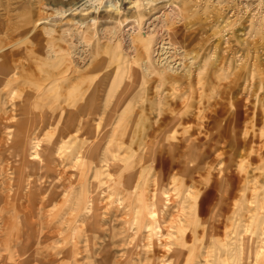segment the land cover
I'll list each match as a JSON object with an SVG mask.
<instances>
[{"label":"rangeland","instance_id":"374dc122","mask_svg":"<svg viewBox=\"0 0 264 264\" xmlns=\"http://www.w3.org/2000/svg\"><path fill=\"white\" fill-rule=\"evenodd\" d=\"M160 16L153 31L146 29L148 21ZM141 39L150 44L147 52L142 51ZM156 48L162 51L155 57ZM0 52L13 60L14 67L0 84V264H129L125 261L128 256L137 259L150 248L143 249L132 239L135 226H129L132 237L123 236L127 215L109 187L95 214L102 219L99 230L112 228L117 235L102 238L95 233L98 223L90 227V222L93 237L99 238L92 240L86 232L76 244L78 250H73L71 236L86 227L90 216L73 221L72 207L80 208L84 198L76 205L81 186L71 167L73 154L87 143L71 133L65 139L67 150L63 147L54 160L61 179H55L54 193L59 197L52 200L54 180L44 177V171L30 170L7 139L9 130L2 129L39 116L51 129H58L54 138L63 126L69 128L72 115L77 114L90 115L93 123L101 119L100 125L105 118L114 126L124 121L127 128L139 118L150 135L148 148L131 150L126 140L115 152L116 158L127 162L134 156L137 162L142 159L139 168L142 165L140 169L152 179L161 163L171 171L177 187L185 181L182 191L187 188L206 198L209 212L199 216L204 220L198 217L200 228L195 237L188 230V245L195 249L186 256L195 251L202 260L203 251L211 253L213 245L215 249L226 243L230 252L222 259L215 253L209 255V264H251L252 259L245 261L241 249L252 235L263 249L260 264H264V0H0ZM158 56L171 64L180 63V73L176 77L162 74L160 65L154 63ZM77 96L84 105L73 101ZM38 138L37 152L52 142L45 135ZM94 139L92 144L105 143ZM97 150L102 151L96 148L94 152ZM154 158L158 166L152 162ZM181 161L186 162L185 167ZM207 167L209 171H205ZM69 180L74 182L69 184ZM107 181L111 183V179ZM207 225H214L212 236L204 232ZM104 243L107 262L100 253Z\"/></svg>","mask_w":264,"mask_h":264},{"label":"bare ground","instance_id":"6f19581e","mask_svg":"<svg viewBox=\"0 0 264 264\" xmlns=\"http://www.w3.org/2000/svg\"><path fill=\"white\" fill-rule=\"evenodd\" d=\"M146 5H147V3H146ZM158 18H155V20H159L161 18V16H160L159 19ZM41 20H44V19H41ZM150 31H153V30L151 29ZM158 41H163V40L161 39V40H158ZM140 43H141V48L143 49L142 51L147 52L148 48H150V44H149L148 40L147 39H145V40L141 39ZM165 44H166V42H165ZM167 44H169V43H167ZM167 44L165 46H167ZM160 48L164 49L163 44H160ZM156 50H157V53H156L155 57L162 51V50L160 51L158 48H156ZM172 51L176 52V50H172ZM159 57L160 56H158L157 59L154 60L155 62L154 61L153 62L157 64V67L160 65L159 67H161V68H159V69H161V73L162 74L163 73L164 74L168 73L167 75L169 77L170 76L171 77H176L180 73V71H179V70H181L180 67H179L181 65L180 63H177L176 60L174 62H172L170 60L172 62V64H171L170 62H168L169 60H167L165 57L163 58L165 61L162 58L159 60ZM148 60H149V58L147 57L146 62H148ZM12 61H13L12 59L9 60V56L7 57V55H5L4 53L2 54V52H0V84H2V85L4 84L6 79L8 78L9 74L13 73V71H14V67H13ZM163 61H164V63H162ZM43 62H41L40 64L42 65ZM75 93L77 94L76 90H75ZM78 94H79V92H78ZM24 95H26V94H24ZM29 96L30 95H28V97ZM24 98L25 97H23V99ZM73 101H75L76 104H80V106H81V104L84 105V103H82L83 101H79L78 96L76 98H74ZM135 110H134V112H135ZM123 113H122L121 116H124ZM137 113L138 112L136 110V113L134 115H136ZM29 116H30V113H29ZM139 116L141 117L142 115L139 114ZM157 116H159V115H157ZM38 117H37L36 120L34 119L35 121H33V119H32L31 122L20 123L17 126H13V125H9V124L3 125L2 129L9 130V132L5 133L6 136H7V139L9 138L8 140H10V142L12 143L14 148L18 150V154L21 156L22 162L28 164V167L30 168V170H32L33 172L36 171V170L44 171L42 173V175H44V177H46V178L50 177V179L54 180L53 182H51V184H52L51 188L53 190V193H54V191L57 190L56 189L57 188L56 187L57 183L55 182V179H57L61 175V174H59V172H56V170L54 169V160L56 159V156H58V153L60 151H62L63 147L65 148V150H67V146H65V145H67V142H66L65 139L70 135L69 133H71V135L73 134L74 135L73 137H75V138L76 137L77 138L78 137L82 138L81 140H85V142L87 143V145H85L83 147V149H81V151H79V150L75 151V153L73 154L74 161H73V165L71 167V168H73L72 172H73V175L76 177V180H77L76 182H80L79 184L81 186V188H80L81 190L78 188L80 190V195H79V198H77L76 205H78V201L82 197L84 198L82 200V202L79 203V205L81 206V207L79 206L80 208L77 209V208H73L72 207V211L74 213L73 217H72L73 221L77 222L79 220V218L80 217H84L85 214L90 216V217H88L89 220L84 224L86 227L83 228V229H81V228L78 229V231L76 233L74 232L73 235L71 236L72 240H73L72 243L74 244V249L73 250H75V249L78 250L77 247H76V244L77 243H81L83 241V238L85 236L84 233H86V232L91 233V235H89V238L91 237L92 240L96 236H98V238H99L100 235H94V237H93V233H92L93 230L91 232L90 227H91V225L93 223L94 224L98 223L97 224V229L99 230V228H102L101 227V223H100L102 221V219L99 217V215H96L95 212L100 210V209H97V205L102 200L101 197L104 196L105 192H108L109 187H113V190L115 192L114 193L111 192V193L115 194L116 200L119 201L122 204L125 214L127 216H129V219H127L128 218L127 216L125 217L126 219L123 218V220H124L123 223H124V226H125V227H123V231H122L123 236L126 235L127 238L132 237V235H129L130 230L132 229L129 226H135V232H134V236H133L132 239L136 242V244L141 246V248H143V249H146L147 246H150V248H148V250L147 249L143 250V252L140 254L141 257H138L137 259H132V258H130L128 256L127 259L125 260L127 263L134 264V262L135 263L140 262L141 264L142 263L143 264H209L211 262V260L209 262L208 259H207L209 255L211 257V255H213L215 253L214 256H217L218 259L219 258L222 259L225 253L230 252V251L227 250L228 246H227L226 243H219V245H218L219 247L218 248L214 249L215 245H213V247H212L213 248V252L210 253V251H203V253H201L202 254V260L198 259L199 258L198 255L194 253L195 251H191V255L186 256V253H189L190 250H192V249L194 250L195 249V247H190L188 245V241L190 239L189 240L187 239V232H188L189 229H191V231L193 233V237L196 236V233H197V229L196 228L199 227V225L197 227V223L200 224V222H198V220L200 218L199 216L200 215H204L206 213V211L208 210L207 204H206V198L205 197H203V198L201 197L200 198L202 193L200 195L199 193H196L197 191L195 193H190L189 191L187 192V188L184 189V191H182L183 190V187H182L183 184L182 183H183L184 180H182V183L180 185L178 184V187H177V184L175 183V179L169 173L171 171H169V172L166 171V168L161 163H160L161 170L158 172L157 175L154 173L156 176L153 175L154 179H152V178H150L148 176V174L144 170L140 169L142 165L139 168V163H140V161L142 159L141 160L139 159L140 161L137 162V160H133L135 158V156H134V158L132 157L133 158L132 161H128L127 162L126 159L119 160V159L116 158L118 153H115V152H117V151L119 152V149L122 148V146H123V144L125 143L126 140L129 141V142H126L127 143L126 145L131 150H133L135 146H136V148H139L140 151L141 150H145L146 148H148V141H149L150 135L147 134V129L143 126V123L141 122V120H139V118L138 119L136 118L134 121L132 120L133 123L132 124H128V125H130V127L127 128V127L124 126L125 125L124 121H119L114 126L112 124V122L109 121L108 118H105L106 119L105 122L103 121L104 123L102 122L103 124L100 125V123H101L100 120L101 119L99 121L93 123V122H91L92 119L89 121V118H92L90 115H83V116H78V114L75 115V116L72 115V119L73 120H71V124L69 125V128H67V129H69V131L66 129V126H63V128H61V129L59 128L60 130H59V133H58L57 137L53 138V136L58 132V129L56 127L51 129L50 128V123H48L46 121H42V119H39ZM31 118H33V117H31ZM65 120H68V119H65ZM65 120H63V123L65 122ZM2 124H3V122H2ZM179 124L181 125V123H179ZM54 125H55V123H54ZM176 127H177V125H176ZM70 128H71V130H70ZM12 129H14V131ZM164 129H166V128H164ZM164 129H162V130H164ZM66 130L68 132H66ZM161 131H158V132H161ZM66 133H68V134H66ZM43 135H45V137H47L49 141H52L51 144L46 143V144H44L42 146V149L39 150V152L34 151L35 149L37 150V147H39V144H38L39 138L38 137L39 136H43ZM158 136H159V134H158ZM169 136H171V135H169ZM29 137L30 138L32 137V138L28 139ZM94 138H96V139H98L100 141H104L106 144L105 143L103 144L102 142H101L102 144L101 143L97 144V145L92 144V140H95ZM156 138L158 140V137H156ZM112 140L114 141L113 142L114 144L112 143ZM187 140L185 142H187ZM27 142H28V145L26 146ZM156 142H158V141H156ZM154 145H156V144H154ZM185 146H187V144ZM96 148H99V150L102 149V151L99 152L97 150V153H96V152H94V150ZM167 149H168V147L166 148V151H167ZM27 151H30V152L27 154ZM121 153H123V151ZM137 153L138 152H136V155H137ZM183 153L185 154V152H183ZM115 154H117V155H115ZM163 155H161V156H163ZM144 157H143V160H144ZM151 159H150V162H151ZM182 159H184V158H182ZM185 161H186V159H185ZM152 162L156 163L157 166L159 164V162L157 164V162L155 161V158H154V160ZM173 162H174V155H172L171 163L170 162L169 163L172 164ZM191 162H193V161H191ZM142 163H143V161L141 162V164ZM175 163H176V161H175ZM180 163H182L184 165V167L186 166V162L181 161ZM196 164H194V165H196ZM211 165H210V167H211ZM176 166H177V164H176ZM150 167H152V166H150ZM154 167H152V168H154ZM210 167H207V169H205V171L208 170V168H210ZM170 168L173 169L172 165L170 166ZM188 168H189V166H188ZM158 169L156 168V170H158ZM189 169H191V168H189ZM228 172H226V173H228ZM216 174H217V172H216ZM212 176L213 175H211L210 177H212ZM111 177H113V178H111ZM227 177H229V176H227ZM236 177H237V175H236ZM108 178L111 179V183H108V181H107V180H109ZM186 178H188V177H186ZM60 179H61V177H60ZM95 179H97V180H95ZM239 179H242V178H239ZM22 180H23V178L21 180H19V183ZM196 180H198V179H196ZM196 180H194V181L196 182ZM222 180H223V177H222ZM71 182H74V181H70L69 184ZM111 185H113V186H111ZM215 187H216V184H215ZM184 188H185V186H184ZM212 188H213V186H212ZM35 190H36L35 188L32 190V192H31L32 196L30 198L34 197L33 194H34ZM203 193H205V192H203ZM229 193L231 194V192H229ZM107 194H109V193H107ZM232 194H233V192H232ZM223 195H224V193H223ZM57 197H59V194L54 193V195L51 196L50 198H52V200H53V199H55ZM225 198H227V197H225ZM241 198H242V195H241ZM239 200L241 201V199H239ZM207 201H208V199H207ZM240 201H238V202H240ZM216 203H217V201H216ZM219 203H221V201ZM219 203H218V205H219ZM232 203H233V201H232ZM236 205L237 204H235V207H236ZM238 205H240V204H238ZM238 207H237V209H238ZM260 208H262V207H260ZM234 211H235V208H234ZM70 212H71V210H70ZM208 212H209V210H208ZM233 213H235V212H233ZM236 213H238V212H236ZM25 214H26V212H25ZM25 216H27V215H25ZM23 217H24V215H23ZM206 217H207V215H206ZM214 217H215V215H214ZM223 217H227V215L226 216L224 215ZM241 217H242V215H241ZM200 219L204 220L202 218H200ZM209 219H210V217H209ZM244 219H242V221ZM201 220H199V221H201ZM205 221H206V219H205ZM229 221H231V220H229ZM90 222H92V223L90 224V227L88 228ZM211 222H212V220H211ZM223 222H225V220ZM208 223L209 222H207L206 224H208ZM211 225H207L208 227L204 230L205 234H207L209 236L213 235L212 229H213V226L215 224L213 226H211ZM223 225H224V223H223ZM218 227H220V222H219ZM227 229L229 230L230 228H227ZM228 230H227L226 233H228ZM75 231H76V229H75ZM99 231H96L95 233L96 234H101L102 238L108 237V238L112 239L114 236L117 235V233L112 228H108V229H106V231L105 230H99ZM132 232H133V230H132ZM220 232L221 231H219V233ZM86 237L88 239V234H87ZM225 237H227V236H225ZM200 239H201V237H200ZM205 239H206V237H205ZM208 239H210V238H208ZM227 239H228V237H227ZM144 240H146L148 243H144L143 244L142 242ZM215 240H216V237H215ZM255 240L256 239L253 238L252 235L248 236V239L242 243L241 254L243 255L244 254V250H245V261L247 259H252L251 264H260L261 263L260 261H261V259L263 257V254H262L263 253V251H262L263 249H262V247H260V244H256L258 242L257 241L255 242ZM239 241H237V242H239ZM28 242H31V241H27L26 243H28ZM125 242L126 241H123V243H125ZM198 242H200V241H197V243ZM219 242H221V241L219 240ZM225 242H226V240H225ZM35 243H36V240H35ZM255 244L258 245V247H256V246L254 247ZM34 245H36V244H34ZM199 245H197V246H199ZM106 246H107V243H104V246L102 247L100 253L104 254V260H106V262H107L109 260V255H106V252H105ZM238 247H239V245H238ZM246 247H249V251H247ZM26 248H28V247H26ZM30 249L32 250V247ZM149 249H151V250H149ZM204 249H205V245H204ZM92 251L93 250H92V247H91L89 249V252L93 253ZM130 252L131 251H128V254ZM197 253H198V251H197ZM73 255H74V253H73ZM125 255H127V253ZM228 255H229V253H228ZM125 258H126V256L124 257V259ZM212 260H213V258H212ZM123 261H120V262L124 263ZM242 261H243V259H242Z\"/></svg>","mask_w":264,"mask_h":264},{"label":"built area","instance_id":"2783aa9c","mask_svg":"<svg viewBox=\"0 0 264 264\" xmlns=\"http://www.w3.org/2000/svg\"><path fill=\"white\" fill-rule=\"evenodd\" d=\"M161 18L159 20H152V21H148V26H146V29H149V28H156V24L157 22H160ZM163 20V19H162ZM147 25V23H146Z\"/></svg>","mask_w":264,"mask_h":264}]
</instances>
